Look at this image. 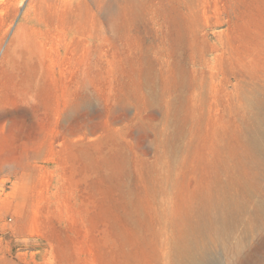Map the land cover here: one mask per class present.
Masks as SVG:
<instances>
[{"label": "rangeland", "instance_id": "obj_1", "mask_svg": "<svg viewBox=\"0 0 264 264\" xmlns=\"http://www.w3.org/2000/svg\"><path fill=\"white\" fill-rule=\"evenodd\" d=\"M263 112L264 0H0V264H264Z\"/></svg>", "mask_w": 264, "mask_h": 264}, {"label": "bare ground", "instance_id": "obj_2", "mask_svg": "<svg viewBox=\"0 0 264 264\" xmlns=\"http://www.w3.org/2000/svg\"><path fill=\"white\" fill-rule=\"evenodd\" d=\"M259 116L260 117L257 119V125H256L257 128L251 132L250 140L255 148H257L258 150L264 151V112ZM222 222H223V219L217 216V221H215V225H216L215 233L217 235H220L222 233V228H223L221 226ZM194 235L196 234L194 233ZM186 241H189V240H186ZM200 241L201 240L199 238H195L191 244L184 243L185 242L184 241L182 245L180 246L179 252L182 255L186 256L189 260L187 264H204V262L206 261V255H205L206 251L203 248L204 245L202 242L201 243L203 247L201 246Z\"/></svg>", "mask_w": 264, "mask_h": 264}, {"label": "crops", "instance_id": "obj_3", "mask_svg": "<svg viewBox=\"0 0 264 264\" xmlns=\"http://www.w3.org/2000/svg\"><path fill=\"white\" fill-rule=\"evenodd\" d=\"M4 146H10V144H6L4 142H0V148H3ZM9 156H8L9 157L8 159H3L2 158V153L0 152V159L5 160V162L0 160V170H15L16 169V166H10V163H8L9 161H11L13 159L11 155H9ZM6 162H7V165H6Z\"/></svg>", "mask_w": 264, "mask_h": 264}]
</instances>
